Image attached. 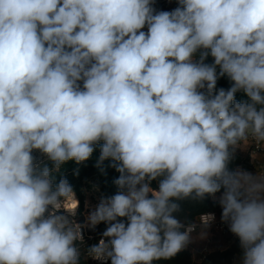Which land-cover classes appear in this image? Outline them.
Returning <instances> with one entry per match:
<instances>
[{
    "label": "clouds",
    "instance_id": "clouds-1",
    "mask_svg": "<svg viewBox=\"0 0 264 264\" xmlns=\"http://www.w3.org/2000/svg\"><path fill=\"white\" fill-rule=\"evenodd\" d=\"M241 147L264 151V0H0V264L170 261L197 228L181 202L208 198L264 264ZM97 151L115 192L81 212L62 166Z\"/></svg>",
    "mask_w": 264,
    "mask_h": 264
},
{
    "label": "trees",
    "instance_id": "trees-1",
    "mask_svg": "<svg viewBox=\"0 0 264 264\" xmlns=\"http://www.w3.org/2000/svg\"><path fill=\"white\" fill-rule=\"evenodd\" d=\"M222 85L225 84L224 81L220 82ZM98 151L94 153L92 159L85 162L82 165H76L74 162H68L66 165L62 166V173L67 176V179L73 186V190L77 196V200L79 201V209L82 212L83 205V189H89L88 181L90 179H95L97 183V187L101 195H111L115 192V187L111 183L112 179L118 174L115 173L114 170L109 169L107 176L102 175L99 170L95 167V161L98 157ZM248 157H243L240 153H238L237 160L235 164L241 165L242 167H246L248 165ZM107 163V162H105ZM235 166V165H234ZM79 169V174L76 175L74 170ZM59 177V174H57ZM182 203V211L177 213V217L184 223H190L197 215L207 212L214 211L218 214L221 213L220 208L215 205L211 198L206 199L204 202H192V201H183ZM103 225H100L98 232L103 229ZM94 233L95 235H98ZM96 243V239H93L86 243L83 247L87 245ZM240 249L238 247V241L234 238L233 242L223 251H212L206 253L202 256V259L199 263H196L191 260L190 252L185 249L181 253H179L174 259L170 261H163L160 264H230L233 260L238 259V254Z\"/></svg>",
    "mask_w": 264,
    "mask_h": 264
},
{
    "label": "rangeland",
    "instance_id": "rangeland-1",
    "mask_svg": "<svg viewBox=\"0 0 264 264\" xmlns=\"http://www.w3.org/2000/svg\"><path fill=\"white\" fill-rule=\"evenodd\" d=\"M162 6L165 8L171 7L164 3H162ZM238 153H240L243 157H248L247 149L243 147H241L238 150ZM244 168L247 170L249 169L248 166ZM88 185L90 186L89 189L82 190V194H83L82 212L87 210L84 207L86 201L91 206H94L96 203H98L99 197L101 196V193L98 190L95 179H90L88 181ZM78 219H82V217H78ZM202 231L204 232L203 235H201ZM233 240L234 237L220 235L213 229H209V228H207L206 230L199 229L192 234V242L189 244V246L186 249L191 254V260L196 263H199L203 255L212 251H217V250L223 251L229 247V245L233 242ZM236 261H238V259H236Z\"/></svg>",
    "mask_w": 264,
    "mask_h": 264
},
{
    "label": "built area",
    "instance_id": "built-area-1",
    "mask_svg": "<svg viewBox=\"0 0 264 264\" xmlns=\"http://www.w3.org/2000/svg\"><path fill=\"white\" fill-rule=\"evenodd\" d=\"M253 148H248L247 149V154H248V161H251L252 164L255 165L261 161H264V151H261V152H258V154H255L254 155V152H253ZM254 171H256V167L254 169ZM221 210V209H220ZM207 221L208 225H209V229H213L215 230L217 233H219L220 235H226V236H232L228 231H227V227L226 225H223L221 222H220V214H218L217 212H214V211H207V212H203L199 215H197L190 223H195L197 224V228H196V231L199 230V229H202L201 228V225L199 224V221ZM188 223V224H190ZM188 224H185L186 226ZM195 231V232H196ZM193 232V233H195ZM192 233V234H193ZM233 237V236H232ZM93 239H96V242L98 241L99 239V235H95L94 233H86V236H85V240H86V243L93 240Z\"/></svg>",
    "mask_w": 264,
    "mask_h": 264
},
{
    "label": "crops",
    "instance_id": "crops-1",
    "mask_svg": "<svg viewBox=\"0 0 264 264\" xmlns=\"http://www.w3.org/2000/svg\"><path fill=\"white\" fill-rule=\"evenodd\" d=\"M248 165H249V167H248L249 169H248V170H249V171H253V172H255V171H254L255 167H254V165L252 164L251 161L248 162ZM236 263H238V261H236V260L234 261V260H233L230 264H236Z\"/></svg>",
    "mask_w": 264,
    "mask_h": 264
},
{
    "label": "bare ground",
    "instance_id": "bare-ground-1",
    "mask_svg": "<svg viewBox=\"0 0 264 264\" xmlns=\"http://www.w3.org/2000/svg\"><path fill=\"white\" fill-rule=\"evenodd\" d=\"M67 203H71V201H68Z\"/></svg>",
    "mask_w": 264,
    "mask_h": 264
}]
</instances>
